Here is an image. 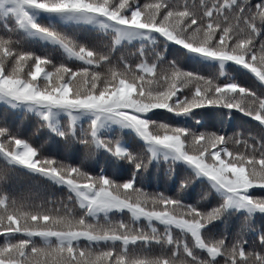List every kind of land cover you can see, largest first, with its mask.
Wrapping results in <instances>:
<instances>
[{
	"label": "snow or ice",
	"instance_id": "obj_1",
	"mask_svg": "<svg viewBox=\"0 0 264 264\" xmlns=\"http://www.w3.org/2000/svg\"><path fill=\"white\" fill-rule=\"evenodd\" d=\"M33 29L59 42L90 67L73 70L67 66L48 69L50 61L17 53L10 41L0 39V93L23 102L48 107L83 109L97 115L91 125L97 139V121L102 115L134 126L149 143L170 149L192 164L223 189L227 199L211 211L185 206L179 199L150 194L134 182L116 184L107 177L91 176L80 168L40 157L36 149L20 139L7 145L11 161L66 184L78 198L84 215L76 217L68 207L29 209L16 202L0 200V264H213L226 257V264H264V257L246 253L239 244L229 247L225 240L206 241L202 229L219 219L233 205L264 212V197L247 193L264 187V143H252L240 134L194 133L183 128L156 125L143 118L154 109L186 114L206 106L236 109L264 123V98L235 83L220 85L212 79L182 71L177 67L158 71L141 63L123 70L97 69L105 57L85 47L76 48L61 34L34 23L24 12L28 5L56 13L102 16L117 25L157 32L192 53L249 68L264 81V43L257 46L258 25L264 24V0L250 6V0H17ZM14 60L6 68L5 59ZM45 68L48 70L45 71ZM187 93V94H184ZM47 118V117H45ZM0 128V138L5 136ZM88 143V141H85ZM6 145L0 143V150ZM117 155H124L119 147ZM144 165L138 164L137 167ZM127 210L128 222H100L98 213ZM92 217L93 219H89ZM140 218L174 226L190 234L194 247L206 250L210 259L199 258L183 238L174 240L170 231L137 226ZM166 242L175 252L166 258H138L127 249L97 250L81 247L79 241ZM264 242V237L261 238Z\"/></svg>",
	"mask_w": 264,
	"mask_h": 264
},
{
	"label": "trees",
	"instance_id": "obj_2",
	"mask_svg": "<svg viewBox=\"0 0 264 264\" xmlns=\"http://www.w3.org/2000/svg\"><path fill=\"white\" fill-rule=\"evenodd\" d=\"M4 2L0 0V39L10 41L14 51L47 59L50 61L49 70L59 66L73 70L90 67L59 42L50 41L52 39L33 29L23 14L13 10L11 2ZM145 2L139 0L141 5ZM259 3L261 0H250L251 7ZM31 8L24 12L34 23L61 34L71 40L76 48L85 47L104 56L106 59L98 71L107 73L109 69L123 70L127 65L135 68L141 63L155 65L158 71L177 67L212 79L220 85L235 83L257 97L264 98V81L242 64L201 60L190 50L154 31L151 38L124 40L117 38V32L108 25L90 24L87 20L89 17L64 21L45 10ZM93 16L108 22L105 17ZM258 28L255 40L257 46L264 43V24L258 25ZM4 63L8 68L14 64V60L6 58ZM48 69L45 68V71ZM143 118L156 125L183 128L197 134H240L252 143H264V123L245 112L223 106H206L186 114L154 109L144 114ZM94 120L95 117L90 115L72 123L69 116L61 115L49 122L44 113L13 108L0 102V128L6 130L5 136L0 138V143L6 145L5 150H0V200L6 198L9 203L16 202L29 209L66 206L74 216L84 215L76 194L66 184L11 161L6 154L7 145L14 139H20L36 149L40 157L80 168L91 176L107 177L116 184L134 182L137 189L179 199L183 205L204 212L225 203L227 195L218 186L216 188L209 179L185 162L174 157L165 159L161 155H154L139 138V134L131 129L125 131L118 125L107 126L97 130V139L104 143L93 144L91 125ZM116 147L124 155H117ZM138 164L144 166L138 168ZM247 194L253 198L264 197V187H254ZM250 209L235 205L226 208L219 219L202 229V236L206 241L225 240L229 247L239 244L246 253L264 257V242L261 240L264 237V212ZM97 215L100 222H128L134 219L127 210L114 209ZM135 222L145 230L156 227L162 233L170 231L174 240L183 238L187 241L199 258L210 259L206 250L194 247L190 234H182L174 226L151 223L144 218ZM3 242L4 238L0 237V244ZM79 244L81 247L115 249L118 252L126 248L131 257L149 259L166 258L175 252L174 244L163 241H139L125 246L119 241L81 240ZM213 264H226V257H217Z\"/></svg>",
	"mask_w": 264,
	"mask_h": 264
},
{
	"label": "rangeland",
	"instance_id": "obj_3",
	"mask_svg": "<svg viewBox=\"0 0 264 264\" xmlns=\"http://www.w3.org/2000/svg\"><path fill=\"white\" fill-rule=\"evenodd\" d=\"M1 1L11 2L12 5H13L12 6L13 10L17 11V8H18L17 0H1ZM25 9H26V11H29L32 8H31V6L25 5L24 6V11H25ZM46 12H48L49 14L61 17L64 21H69V20L78 19V18L79 19H83L84 18L83 16L89 17L87 20H88V22L90 24L108 25V26L112 27L117 32V38H119V39H124V40H132V39H136V38L145 39V38H151L153 36L152 32L132 30V29L117 25L115 22L109 20L106 17H105V19L108 20V22H103L102 21L103 18H98V17H95L93 15H89V14H82V13H56V12H49V11H46ZM17 13L18 14H23V13H20L18 11H17ZM78 14H79V16H78ZM50 41H53V40H50ZM193 55L195 57L200 58L201 60H205V61H209V62H218V63H222V64L226 63L224 61H221L218 58L204 57V56H202L200 54H196V53H193ZM0 102L4 103V104H7V105H9V106H11L13 108H16V107L27 108L30 111H35L37 113H44L45 117H48V119L50 120L49 122H52V121L58 119L61 115L69 116L70 120L73 121L72 123H75V122L81 120L82 118L90 116V115H93L95 117V120H97V115L95 113L87 111V110H83V109H66V108H61V107H48V106L38 105V104L30 103V102L17 101L15 99L7 96L6 94H3V93H0ZM112 125H118L123 130L125 129V131L128 130V129H131V130H133V131H135L136 133L139 134V132L137 131V129L134 126H131L130 124L122 122V121H120L118 119H115V118H113V117H111L109 115H102V116L99 117V119L97 121V129H96V131L97 130H102L104 128H107V126H112ZM139 138H141L142 141H144V143L148 146V149L154 155H158V156L161 155L165 159L174 157L178 161L185 162L189 166L194 168L196 171H198L188 161L184 160L183 158L178 157V154L175 153L174 151H172L170 149H167V148H164L162 146H157V145L151 144L148 141H146L140 134H139ZM100 141H103V140H100ZM95 143L96 142H94L93 144H95ZM198 173L200 175H202L203 177H206L207 179H209L211 181V183L217 188L215 183L209 177L201 174L199 171H198ZM220 190L224 191L221 188H220ZM224 194L226 195L225 192H224ZM235 206H237V205H235ZM241 208L249 209L248 207H241ZM100 213H103V212H100ZM262 214H264V213H262ZM144 219L147 220V218H144ZM148 222L154 223V222H159V221L152 220V221H148Z\"/></svg>",
	"mask_w": 264,
	"mask_h": 264
}]
</instances>
